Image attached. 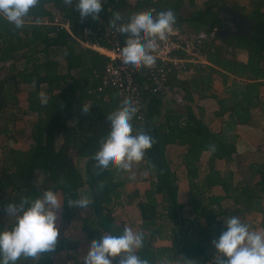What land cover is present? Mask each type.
<instances>
[{
    "label": "trees",
    "instance_id": "obj_1",
    "mask_svg": "<svg viewBox=\"0 0 264 264\" xmlns=\"http://www.w3.org/2000/svg\"><path fill=\"white\" fill-rule=\"evenodd\" d=\"M195 1L103 0L102 11L94 20L81 19L74 5H67L65 0H39L22 29L0 20V68L8 65L0 79V135L9 134L24 117L34 119L28 123L31 144L4 151L0 228L11 225L2 222L10 202L38 196L46 189L61 194V220L68 226L78 210L88 211L80 233L83 243L90 247L103 233L120 234L126 227L116 221L114 211L133 179L115 169L101 173L93 159L107 135L108 115L121 104L114 90L97 91L108 59L84 49L54 25L53 9L61 14L59 21H81L90 29L110 23L117 12L126 20L144 11L153 10L155 16L172 10L178 29L187 24L194 34H206L201 52L208 65H187L193 71L191 79L180 80L173 74L170 81L182 93L183 113L164 109L165 99L153 97L143 122L133 121L134 128L151 135L154 141L137 165L147 187L143 192L132 189L125 196L126 205L135 204L139 212V232L145 237L144 247L137 254L149 264H213L211 242L223 231L222 218L239 215L253 228H264V220L258 221L264 214V160L248 165L249 179H238L234 168L238 127H260L264 134V109H260L264 93V0H246L247 7L230 4L229 0H203L189 18L181 17L180 9L186 4L194 7ZM221 6L251 22L247 37L217 38ZM236 51L247 53L246 63L236 59ZM217 79L222 86L219 94L213 88ZM207 99H214L218 110L205 122L198 103ZM257 110L259 117L254 113ZM74 119L73 126L65 123ZM169 146L183 149L176 167L168 159ZM217 161L224 163L223 171L216 169ZM178 170L187 185L186 203L179 200ZM81 196L90 200L86 209L69 205L68 201ZM59 232L53 251L36 258L22 257L18 264H55L59 255L64 256L63 264H83L87 256L80 259L81 242ZM113 264H119V258Z\"/></svg>",
    "mask_w": 264,
    "mask_h": 264
},
{
    "label": "clouds",
    "instance_id": "obj_2",
    "mask_svg": "<svg viewBox=\"0 0 264 264\" xmlns=\"http://www.w3.org/2000/svg\"><path fill=\"white\" fill-rule=\"evenodd\" d=\"M39 0H0V20L16 29H22ZM81 19H98L102 11V0H65ZM39 23V21H36ZM119 25L124 34V45L120 49L122 64L132 72L151 68L156 64L154 51L159 42L166 41L174 31L176 16L172 10L155 16L135 13L126 20L117 12L110 21ZM138 107L133 101L122 102L108 115V132L100 142L93 159L101 173L109 170L129 171L144 160L153 146V138L134 128L133 121ZM63 198L58 191L46 189L38 196L27 195L6 207L12 223L0 228V264H18L23 258H36L41 253L55 249L58 236L57 212ZM86 209L90 200L81 196L68 201ZM223 219V231L214 239L213 264H264V228L257 229L244 222L239 215ZM144 233L125 227L120 234L105 232L89 248L83 264H149L137 253L144 247Z\"/></svg>",
    "mask_w": 264,
    "mask_h": 264
},
{
    "label": "built area",
    "instance_id": "obj_3",
    "mask_svg": "<svg viewBox=\"0 0 264 264\" xmlns=\"http://www.w3.org/2000/svg\"><path fill=\"white\" fill-rule=\"evenodd\" d=\"M141 13L153 15V10ZM154 16V15H153ZM54 25L66 31L69 36L84 49L92 50L108 59L101 84L97 91L102 93L114 90L120 102L133 101L138 107L135 116L137 122H143V116L150 98L167 99L174 95L175 88L170 81L175 74H189V64H203L205 58L201 52L206 40L205 33L187 34L174 25V31L166 41L158 43L154 51L156 64L151 68H141L132 72L120 59V49L124 45L125 36L119 32V25L110 23L94 29L83 27V22L63 23L55 20Z\"/></svg>",
    "mask_w": 264,
    "mask_h": 264
},
{
    "label": "rangeland",
    "instance_id": "obj_4",
    "mask_svg": "<svg viewBox=\"0 0 264 264\" xmlns=\"http://www.w3.org/2000/svg\"><path fill=\"white\" fill-rule=\"evenodd\" d=\"M103 1V0H102ZM130 3H134L136 0H128ZM196 4L194 7H189L187 4L184 5L180 11L179 14L184 19H187L191 16V14L196 11L198 8H200L203 0H196ZM231 3H236L240 7H247L248 2L246 0H229ZM49 8L52 9L51 6ZM54 17H56V20H59L61 14L53 9ZM203 29V28H201ZM200 29V30H201ZM183 31L187 34H194L195 32L191 29V27L187 24L183 25ZM204 32V31H201ZM0 68V79H2L6 74V68ZM168 100L175 99V97L171 96L167 98ZM184 101H178V99L172 100L171 102H165L164 109H170L175 108V112L183 113L184 111ZM264 109V97L262 96V106L261 110ZM203 116L205 122L209 120V113H205V110L203 111ZM34 119L30 117H24L21 122H18L16 126L10 130L9 134L7 135H0V175L2 173L3 168V158H4V151H7L9 148H17V149H25L31 144L30 140V128L28 127V123L30 121H33ZM65 123L69 126H73L75 123L74 120H65ZM2 125V124H0ZM11 133V134H10ZM248 133H244L241 131V136L247 137L246 140H241V145L239 147L240 156L241 158H236V162L234 164V168L237 171L238 179L250 178V171L248 169V165L250 163L254 162H262L264 159V135H262L260 132L257 133V135H247ZM250 137L252 140H249ZM57 139L58 142H61L62 136L61 133H57ZM251 143V144H249ZM183 151V150H182ZM183 152H181L180 149L172 148L169 150L168 155L170 156V163L172 167H176L179 164V157H181ZM242 159V160H241ZM241 160V161H240ZM137 165H135L132 169L126 172V176H129L133 179V183L130 185L125 186L123 195L121 197V200L119 203L116 204L115 211H114V217L118 223L124 224L126 227H132L134 230L139 231L140 226V216L137 208L135 207V204H132L131 206L126 205L125 196L130 193L132 189H138L140 192H143L145 188L147 187V184L143 182L144 175L137 173ZM178 175L180 176L181 182H180V192H179V200L182 203L187 202V185L184 177H182V173L180 170H178ZM264 206V201H263ZM61 208L57 212V227L61 231L65 232V235L67 237H73L76 240L81 242V246L78 250V254L80 255V259H84L89 251L90 246L84 244V237L80 233V228L82 224L83 218L88 214L87 210H78L77 213H75V217L71 221V223L68 224L62 222L61 220ZM261 219L264 220V214L258 218V221H261ZM2 222L6 224L12 223V218L8 217L7 215L2 216ZM166 244L163 243H157V246H165ZM64 263V256L59 255L55 258V264H63ZM23 264V262L21 263Z\"/></svg>",
    "mask_w": 264,
    "mask_h": 264
},
{
    "label": "crops",
    "instance_id": "obj_5",
    "mask_svg": "<svg viewBox=\"0 0 264 264\" xmlns=\"http://www.w3.org/2000/svg\"><path fill=\"white\" fill-rule=\"evenodd\" d=\"M249 31H250V28H249ZM249 31L246 33L248 35ZM235 55H236V59L240 62H243V63H246L247 61V53L245 51H236L235 52ZM189 65H208V63L205 61L203 64H189ZM193 76V71L191 70L189 74H186V75H181L180 77V80H189L191 79ZM213 88L215 89V91L219 94L222 92V86H221V82L219 79L217 80H214L213 81ZM262 96L264 97V93H262ZM173 97H175V99H178V101H183L182 100V93H178V90L175 88V93L173 95ZM175 99H172V100H175ZM171 100V101H172ZM170 100L168 99H165V102H171ZM198 106L204 111L205 110V113H209V118H210V115H212L214 112H216L218 110V105H217V102L214 100V99H207V100H202L198 103ZM172 109L173 111H175L176 109L175 108H170ZM261 109V108H260ZM177 112V111H176ZM182 113V112H181ZM256 115H258V117L260 116V111L257 110L256 112H254ZM208 122V121H207ZM260 125H263V121L261 120L260 118ZM216 125H213V127L215 128ZM241 131H243L245 134L248 133L247 135H250V136H253V135H257L258 132H260L262 134V131H261V128L259 127H255V128H251V127H242V126H239L238 127V134L240 136V139H239V142H238V155L237 157L238 158H241L242 156H240V151H239V147L241 145V140L244 139L246 140L247 137L245 138V136H241ZM264 135V134H262ZM242 138V139H241ZM249 140H252V138L250 137ZM264 143V141H263ZM251 144V143H249ZM172 148H176V149H180L181 152H183L182 148H178V147H175V146H169L167 148V156H168V159H170V156L168 155V152L170 149ZM208 155H204V158L206 159ZM242 160V159H241ZM240 160V161H241ZM264 160V159H263ZM178 161L180 162L181 161V157H179ZM263 162V161H262ZM262 162H259V163H262ZM255 163H258V162H255ZM216 169L218 170H221L223 171L225 169V165L223 162H220V161H217L216 162ZM237 175V174H236ZM238 177V176H237Z\"/></svg>",
    "mask_w": 264,
    "mask_h": 264
},
{
    "label": "water",
    "instance_id": "obj_6",
    "mask_svg": "<svg viewBox=\"0 0 264 264\" xmlns=\"http://www.w3.org/2000/svg\"><path fill=\"white\" fill-rule=\"evenodd\" d=\"M217 19L220 23V26L216 28V36L218 39H224L231 35L247 37L244 29L250 28L251 22L241 14L236 13L233 9L224 6L219 7ZM222 32L225 35L221 34Z\"/></svg>",
    "mask_w": 264,
    "mask_h": 264
},
{
    "label": "flooded vegetation",
    "instance_id": "obj_7",
    "mask_svg": "<svg viewBox=\"0 0 264 264\" xmlns=\"http://www.w3.org/2000/svg\"><path fill=\"white\" fill-rule=\"evenodd\" d=\"M220 26V23H219V25H218V27ZM244 31H245V34L249 31V28H245L244 29ZM221 34H224V32H222ZM225 35V34H224Z\"/></svg>",
    "mask_w": 264,
    "mask_h": 264
}]
</instances>
